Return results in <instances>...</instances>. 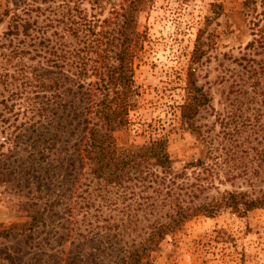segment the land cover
<instances>
[{"label": "trees", "instance_id": "1", "mask_svg": "<svg viewBox=\"0 0 264 264\" xmlns=\"http://www.w3.org/2000/svg\"><path fill=\"white\" fill-rule=\"evenodd\" d=\"M29 1L33 5L20 0V12L25 17L11 16L12 24L7 33L22 36L19 41L29 42L35 57L42 58L41 66L34 67L35 71L42 69V73H34L33 78L46 104L35 108L33 117L36 119L31 127L34 135L52 136L40 140V152L45 153H40L37 160L45 162V166L36 174V189L63 188L60 195L55 196L56 204L68 202L70 205L74 198L72 208L67 211L72 213L75 208L85 211L82 218L88 221L82 236L87 239L95 231L102 242H110L112 264H150V254L159 243L192 218H212L222 212L241 217L264 209V191L255 192L251 188V192H219L216 188L221 178L229 182L240 178L249 186L252 180L261 177L264 180V166L261 168L264 143L257 141L254 147L240 151L243 141L237 139L249 125L251 134L264 140V91L256 92L258 107L254 109L250 125L238 101L239 94L243 96L246 92L231 86L228 94L236 95L230 103V112L216 117L219 126L226 131L218 142L207 135L197 120L199 114L209 108L210 98L196 85L195 73L196 67L202 64L203 29H197L193 48L186 59L184 96L176 107L175 120L176 129L188 132L203 144L204 154L202 158L176 166L168 153V135L162 133L163 128L152 137L155 129L147 126V140L141 145H122L112 136L129 125V112L136 108L135 98L140 96L134 71L135 62L141 60L144 35L137 30V18L145 0H121L118 5L111 4L110 21L94 19L93 15L88 18L82 10L75 9L77 1L69 7L71 0H61L62 5L57 7L62 8L59 12L49 7L53 0ZM247 1L244 0L243 5L247 6ZM87 2L101 8L102 0ZM3 14L7 15L8 10ZM251 25L257 27L258 20ZM262 30L258 28V38L245 46L259 49V54H264ZM65 33L74 40L71 48L62 41ZM245 73L249 79H255L258 74L253 69ZM27 80L25 78V82ZM257 83L247 85L252 94ZM245 100L244 104L255 101L254 96ZM56 135L78 137L70 143L64 141L57 150ZM226 137L232 143L228 148L222 141ZM222 155L224 158L220 161ZM247 157L248 162L254 164L248 170L245 163H240L241 158ZM210 190L214 194L208 196L206 192ZM94 191L103 206L115 213L110 224L104 219L102 226L90 223L91 217L100 218L98 207L96 216L86 215L88 211L84 209L93 205ZM38 213L39 210L31 217L29 228L36 227L40 219ZM75 230L70 228L69 232L75 235ZM77 248L74 246V250ZM80 257V253L74 251L69 264L80 263Z\"/></svg>", "mask_w": 264, "mask_h": 264}, {"label": "rangeland", "instance_id": "2", "mask_svg": "<svg viewBox=\"0 0 264 264\" xmlns=\"http://www.w3.org/2000/svg\"><path fill=\"white\" fill-rule=\"evenodd\" d=\"M120 2L102 0L100 9L87 0H71L68 4L73 7L76 3L75 9L82 10L88 18L93 15L94 19L110 21L111 4ZM243 2L145 0L137 18V30L144 35L141 60L135 62L134 71L140 96L135 98L136 108L129 112V125L113 133L116 142L141 145L147 140V126L155 129L152 137L163 128L162 133L168 135V153L176 166L203 157V144L188 132L176 129L175 120L176 107L184 96L186 59L193 48L197 29H203L200 40L204 53L202 64L196 67V85L210 98L209 108L199 114L197 124L216 142L221 139L226 130L219 126L216 117L229 114L230 103L236 95L228 94L233 85L246 92L243 96L239 94L238 101L242 103L239 106L247 123H253L254 109L258 107L256 92L264 91V54L245 46L258 38V28L264 33V0H249L247 6ZM21 5L20 0H0V264H69L74 251L81 256L78 264H112L110 242H102L95 231L87 239L82 236L88 221L82 218L85 211L76 208L72 213L67 211L72 208L74 198L70 205L68 202L56 204L55 196L60 195L63 188L36 189V174L45 166V162L37 160L40 153H45L40 152V140L52 135H34L31 127L36 119L33 117L35 108L46 104L33 78L34 73H42V69L35 71L34 68L41 66L42 58L35 57L29 42L19 41L22 36L7 33L12 24L11 16L25 17L20 12ZM59 5H62L61 0L49 3V7L58 12L62 9L57 8ZM5 10H8L7 15L3 14ZM257 20L258 26L253 28L251 23ZM63 35L62 41L69 48L73 47L74 40L66 33ZM248 69L258 73L255 79L246 78ZM25 78H28L26 82ZM253 81L258 82L254 94L247 86ZM249 96H254L255 101L244 104ZM248 126L237 137L238 141H243L240 151L254 147L257 141L264 143L258 135L251 134ZM171 127L175 128L171 130ZM56 136L59 139L57 150L64 141L70 143L78 137ZM228 138L222 140L225 148L232 146ZM223 158L222 155L220 161ZM248 159L240 161L245 163L246 170L254 167ZM25 171L29 172L25 174ZM261 179L252 180L249 186L240 178L230 182L221 178L216 188L219 192H251V188L255 192L264 191ZM206 193L210 196L214 191ZM92 201L93 205L84 209L88 211L86 215L96 216L98 207L101 216L95 220L91 217L90 223L102 226L104 219L110 224L115 213L103 206L97 191ZM37 210L40 219L35 228H29ZM70 228H76L75 235L69 232ZM74 246L78 250H74ZM150 264H264V209L241 217L222 212L212 218H192L159 243L150 254Z\"/></svg>", "mask_w": 264, "mask_h": 264}]
</instances>
